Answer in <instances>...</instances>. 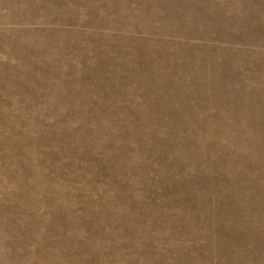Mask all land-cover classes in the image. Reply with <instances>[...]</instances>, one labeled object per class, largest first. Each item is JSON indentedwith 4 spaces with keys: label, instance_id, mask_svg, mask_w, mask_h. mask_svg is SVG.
<instances>
[{
    "label": "rangeland",
    "instance_id": "374dc122",
    "mask_svg": "<svg viewBox=\"0 0 264 264\" xmlns=\"http://www.w3.org/2000/svg\"><path fill=\"white\" fill-rule=\"evenodd\" d=\"M0 264H264V0H0Z\"/></svg>",
    "mask_w": 264,
    "mask_h": 264
}]
</instances>
